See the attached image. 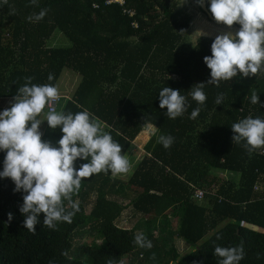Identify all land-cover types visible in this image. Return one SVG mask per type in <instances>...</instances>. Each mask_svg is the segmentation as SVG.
<instances>
[{
  "label": "trees",
  "instance_id": "trees-1",
  "mask_svg": "<svg viewBox=\"0 0 264 264\" xmlns=\"http://www.w3.org/2000/svg\"><path fill=\"white\" fill-rule=\"evenodd\" d=\"M188 1L38 0L34 7L30 0H8L0 6V99H13L25 76L56 86L70 69L79 80L68 96L60 95L56 111H90L109 126L123 155L145 125L155 126L129 180L113 179L110 172L82 180L74 196L80 211L57 230L43 225V213L34 233L24 228L23 193L13 191L10 178H0V264H119L124 257L139 264H218L215 246L241 243L245 255L239 264H264V148L249 155L231 139L233 123L264 119V71L208 84L203 57L211 55L216 36L186 43L189 19L177 9ZM209 4L205 0L211 14ZM10 6L15 15H9ZM42 8L49 10L42 20L26 19ZM56 30L69 42L50 44ZM198 83L205 84L203 106L191 97ZM166 86L187 98V110L175 119L159 107L158 93ZM252 91L260 104L251 103ZM197 107L199 115L191 119ZM44 114L47 106L38 118ZM160 135L175 138L170 148L158 142ZM61 136L59 127L49 128L42 140L58 147ZM145 136L142 131L137 137ZM5 154L0 151V171ZM87 162L77 159L74 166ZM217 170L228 177L218 181ZM197 188L201 198H194ZM126 199L139 215L131 227L116 222ZM140 232L152 241L151 249L133 244ZM83 233L89 241H79ZM176 238L189 244L187 252L180 254Z\"/></svg>",
  "mask_w": 264,
  "mask_h": 264
},
{
  "label": "clouds",
  "instance_id": "clouds-1",
  "mask_svg": "<svg viewBox=\"0 0 264 264\" xmlns=\"http://www.w3.org/2000/svg\"><path fill=\"white\" fill-rule=\"evenodd\" d=\"M202 5L203 0H196ZM38 7V0H30ZM8 5V0H0V6ZM10 6L9 15L16 14ZM47 8L29 15V22H39L48 13ZM209 11L218 24L229 29L240 25L233 35L231 31L217 35L211 43V55L203 57L210 69L208 84L219 86L221 81L231 80L238 74L242 77L256 76L264 71V0H210ZM198 37L206 35L197 30ZM25 83L17 89L11 107L0 111V151L6 154L0 178H10L14 192L23 193V203L19 207L24 216L23 227L29 232L36 231L43 213V225L57 230L58 223H72L80 211L79 201L74 199L81 189L82 180L95 174L111 173L114 179L127 174L131 168L128 157L122 154V146L113 139L109 126L88 110L72 112L51 109L44 119L38 117L46 106L60 99L58 89L51 84H35L32 76H25ZM47 79L53 80L48 74ZM205 84L198 83L191 97L203 106L207 97L203 91ZM159 107L166 108L169 119L182 116L187 110V98L180 90L163 87L159 93ZM222 94L215 103H222ZM75 103V101H73ZM251 103L260 104L258 93L252 91ZM200 108H194L190 118L195 119ZM46 120L51 129L60 128L62 136L56 142L58 147L41 139L40 124ZM232 143L239 144L251 155L264 148V119L246 117L231 125ZM171 135H160L158 142L168 149L174 143ZM77 159L86 160L79 168L74 166ZM13 218L8 213V220ZM217 239H220L217 236ZM133 244L141 249H151L153 243L140 232L133 238ZM218 264H239L244 258L241 243L233 247H214ZM151 259H155L152 253ZM107 264H113L108 260Z\"/></svg>",
  "mask_w": 264,
  "mask_h": 264
},
{
  "label": "rangeland",
  "instance_id": "rangeland-1",
  "mask_svg": "<svg viewBox=\"0 0 264 264\" xmlns=\"http://www.w3.org/2000/svg\"><path fill=\"white\" fill-rule=\"evenodd\" d=\"M177 12L179 13V15H185L189 19V27H188V31L186 34V43H188L189 45H191L194 42L195 38L198 36L197 30H202L206 34L217 36V35L224 34L225 32H229V31H231V33L234 35L235 32L238 31L240 28L239 26L233 25L232 28L229 29L227 26L223 24H218L216 21L206 18L204 15H202L201 13L197 11L196 2L193 0H189L188 2H183L180 5V9H177ZM57 31L58 30L54 31V33L56 32V34L54 37L51 36L52 39L49 40V43L52 44L53 42L55 43V45L65 44V40L67 38L65 39L64 37H62V34L59 33L60 31L58 32ZM78 80H79V77L74 71L70 69H64L61 72V75L57 81V84L59 86L58 87L59 94L62 96L63 95L68 96L71 90L74 89V87L76 86ZM7 107L8 105H6V103L4 104L3 101L0 102V111L6 109ZM45 117H46V114L42 115L41 118L39 119H44ZM49 128L50 127L48 126L47 121L42 120L40 124V132L42 133V136H43V133L46 132ZM154 130H155V126L151 124H147L133 138L134 148H132V151L128 155H126L130 163L132 164V168L127 174H122L116 177L118 180L120 181L129 180L131 174L134 171L138 158L142 156L143 146ZM142 131H144L146 136L144 138L142 137L138 138ZM42 136H41V139H42ZM215 174H216V177L218 178V181L224 180L225 178L228 177V173H225L222 170L215 171ZM213 190L214 188H212V191ZM129 202H130L129 199L122 201L123 204H126V207L123 209L121 217L116 219V222L119 225L125 226V227H131L139 218V215L134 214L135 209ZM87 210H88V207L86 208V212ZM89 239H90L89 234L83 233L79 241L87 242L89 241ZM174 243L178 251L180 252V254H183L189 250L188 248L189 245H187L186 242L180 240V238L175 239ZM122 262L119 264H139V262L134 263L131 260H129V257H124Z\"/></svg>",
  "mask_w": 264,
  "mask_h": 264
},
{
  "label": "built area",
  "instance_id": "built-area-1",
  "mask_svg": "<svg viewBox=\"0 0 264 264\" xmlns=\"http://www.w3.org/2000/svg\"><path fill=\"white\" fill-rule=\"evenodd\" d=\"M120 1H122V0H120ZM58 101V100H57ZM57 101H55L54 103H50L48 106H47V112L49 111V110H51V109H55V105H56V102ZM202 193H203V191L201 190V189H199V188H197L196 190H195V192H194V198H201L202 197Z\"/></svg>",
  "mask_w": 264,
  "mask_h": 264
},
{
  "label": "crops",
  "instance_id": "crops-1",
  "mask_svg": "<svg viewBox=\"0 0 264 264\" xmlns=\"http://www.w3.org/2000/svg\"><path fill=\"white\" fill-rule=\"evenodd\" d=\"M57 89H58V84H56V86H55ZM4 102V104L6 103V105H8V107L7 108H9V107H11V104H12V102H14V99H12V98H10V97H5V98H2V99H0V102ZM8 102V103H7ZM41 118V117H40ZM49 130V129H48ZM177 239V238H176ZM179 239V238H178ZM180 240H182V241H184L182 238H180ZM185 242V241H184ZM186 244L187 245H189L187 242H186Z\"/></svg>",
  "mask_w": 264,
  "mask_h": 264
},
{
  "label": "water",
  "instance_id": "water-1",
  "mask_svg": "<svg viewBox=\"0 0 264 264\" xmlns=\"http://www.w3.org/2000/svg\"><path fill=\"white\" fill-rule=\"evenodd\" d=\"M199 6H200V8L203 10L205 16H206L208 19H210V20H214L213 16L208 12V10H207L206 7H205V0H203V4H202V5L199 4ZM214 21H215V20H214ZM236 24H237L238 26H240L238 23H236Z\"/></svg>",
  "mask_w": 264,
  "mask_h": 264
}]
</instances>
